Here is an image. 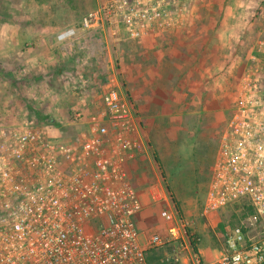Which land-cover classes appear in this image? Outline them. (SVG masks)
I'll list each match as a JSON object with an SVG mask.
<instances>
[{
  "label": "rangeland",
  "instance_id": "rangeland-1",
  "mask_svg": "<svg viewBox=\"0 0 264 264\" xmlns=\"http://www.w3.org/2000/svg\"><path fill=\"white\" fill-rule=\"evenodd\" d=\"M100 1L0 0V125L34 121L50 126L55 138L74 139L84 126L71 114L100 108L115 75L140 115L147 144L131 166L133 185L145 188L144 195L154 184L165 190L169 208L211 260L230 227L259 230L250 224L247 201L206 215L202 208L219 129L245 77L264 80V0H177L185 7L177 28L147 41L82 29L81 17ZM68 27L76 33L65 39ZM38 111L55 124L38 120ZM164 206L139 212L141 242L164 230ZM157 250L159 261L169 263L165 249Z\"/></svg>",
  "mask_w": 264,
  "mask_h": 264
},
{
  "label": "built area",
  "instance_id": "built-area-1",
  "mask_svg": "<svg viewBox=\"0 0 264 264\" xmlns=\"http://www.w3.org/2000/svg\"><path fill=\"white\" fill-rule=\"evenodd\" d=\"M184 8L177 0H101L81 17V28L137 40L176 29ZM75 33L68 27L62 36ZM135 115L113 75L100 108L71 114L84 126L74 139L55 138L34 121L0 125V264H148L145 253L153 248H164L174 264H264V80L250 78L239 90L202 208L206 215L247 201L250 224L259 230L230 227L211 260L203 259L199 238L188 235V223L158 184L147 195L151 204L167 203L159 212L164 230L139 240L143 204L127 164L147 144Z\"/></svg>",
  "mask_w": 264,
  "mask_h": 264
},
{
  "label": "trees",
  "instance_id": "trees-1",
  "mask_svg": "<svg viewBox=\"0 0 264 264\" xmlns=\"http://www.w3.org/2000/svg\"><path fill=\"white\" fill-rule=\"evenodd\" d=\"M93 31L95 32H98L99 34H101V31L99 29H93ZM164 32H160V33H157V34H154V35H148L144 38H142L143 40L147 41V40H150L152 39L154 36H157V35H163ZM102 35V34H101ZM165 53H166V50H165ZM167 58H170V53L167 52L166 55H165ZM127 96V95H126ZM128 100L132 103V101L129 99V97L127 96ZM133 105V108L135 109V105L132 103ZM38 120H42L44 123H46L47 125H54V117L51 116V115H42L39 111L37 112V117H36ZM222 126L221 128L219 129V132H218V135H217V142H216V147H215V152H216V148H217V143H218V139H219V136H220V133H221V130H222ZM215 152L213 153L212 157H211V160L209 162V167H208V177H207V182H206V186H205V190L207 188V185H208V182H209V169L213 163V160H214V156H215ZM166 192V191H165ZM167 194V192H166ZM245 207H248L249 211L250 212H253V208L251 207V205H245ZM160 250H157V248H153V249H148L146 251V260H147V263L148 264H174V263H161L159 261V255H158V252Z\"/></svg>",
  "mask_w": 264,
  "mask_h": 264
},
{
  "label": "crops",
  "instance_id": "crops-1",
  "mask_svg": "<svg viewBox=\"0 0 264 264\" xmlns=\"http://www.w3.org/2000/svg\"><path fill=\"white\" fill-rule=\"evenodd\" d=\"M251 76V75H250ZM250 78H256V77H249V76H246L245 77V79H250ZM107 81H108V79H107ZM109 83H110V78H109V81H108V85H109ZM108 85H107V87H108ZM121 89V88H120ZM85 90V89H84ZM122 90V89H121ZM105 93V92H104ZM103 96V95H102ZM101 101H100V105L102 106V97H101V99H100ZM100 106V107H101ZM138 111H136V118H137V120H138V122H139V129H140V127L142 126V122H141V118H140V115H139V113H137ZM50 127V126H49ZM48 127V128H49ZM51 127H53V128H55V129H57L56 127H54V126H51ZM52 129V128H51ZM58 130V129H57ZM140 133H141V129H140ZM142 135V134H141ZM136 157H138V155H136ZM136 157H134V158H132L131 160H129V162H128V164H127V171H128V175H129V178H130V180H131V166H132V164L134 163V161H135V159H136ZM132 182V181H131ZM149 188V187H148ZM148 188L146 189V191L148 192ZM139 191H140V195H141V198H142V204H143V208H142V210L144 211V210H146L147 208H150L151 206H154V207H157V206H160V205H163V204H167V203H162V204H160V205H155V204H151L150 202H149V199H148V195L146 194V195H144L143 194V192L145 191V188L144 189H139ZM141 210V211H142ZM139 214V213H138ZM138 214H137V216H136V224L138 223ZM137 225H139V224H137Z\"/></svg>",
  "mask_w": 264,
  "mask_h": 264
}]
</instances>
